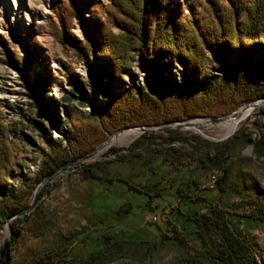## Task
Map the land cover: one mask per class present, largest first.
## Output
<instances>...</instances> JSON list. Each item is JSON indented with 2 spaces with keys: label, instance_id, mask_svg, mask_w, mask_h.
I'll list each match as a JSON object with an SVG mask.
<instances>
[{
  "label": "rangeland",
  "instance_id": "1",
  "mask_svg": "<svg viewBox=\"0 0 264 264\" xmlns=\"http://www.w3.org/2000/svg\"><path fill=\"white\" fill-rule=\"evenodd\" d=\"M79 1L83 0H0V107L5 124L15 126V133L9 135L8 142L16 172L9 183L18 185L22 180H31L36 173L34 162L40 163L49 151L42 130L50 132V139L66 149L69 163L101 150L92 159L72 164L44 185L36 207L51 219L52 224L43 236L22 235L9 251L13 264H19L30 248L42 251L56 246L62 247L68 262L77 264L104 234L128 240L129 237L147 233L151 240L157 242L154 238L158 232L155 225L163 232L171 229L168 222L181 209L178 202L185 196L200 195L192 182L196 180L198 188H207L211 192L212 185L221 179L222 169L233 164L242 170L246 182L255 181L264 187V146L258 145L264 124L260 109L264 108V103L253 109L234 134L225 138H219L225 122L178 130H152L233 117L250 104L221 117L195 118L165 126L126 127H143L149 131H128L106 144L126 128L113 131L107 127L106 121L101 118L96 120L94 108L97 105L105 107L110 101L102 91L111 88L123 92L127 88L145 86L151 67L136 61L120 80L112 81L105 74L109 71L107 59L95 64L80 59L73 43L88 40L80 16H72L71 23L66 26L59 16L60 13H67L72 6L77 7ZM96 1L105 6L110 4V0ZM173 1L181 15L191 17L188 6L193 0ZM248 1L253 3L255 0ZM214 2L226 5L220 0ZM83 16L94 18L88 13ZM104 21L105 17H101L100 22ZM243 24L244 20H237L239 28ZM67 26L71 29L68 30ZM113 30L118 32L116 27ZM261 41L264 43V34ZM34 54L42 65L33 62ZM250 54L257 62L264 61L261 48H252ZM238 56V52L234 54L231 64ZM179 71L181 65L176 62L163 74L175 77L176 83H182ZM47 75L50 83L48 91L34 93L35 80ZM214 76H221V73ZM84 119L90 126L93 125L90 141H100L97 148L87 155L84 146L70 141L68 134L72 125L78 129L82 127ZM129 132L133 134L124 139ZM111 149L123 151L114 156L110 155ZM200 161L206 163L210 170L199 171ZM117 178L130 181L137 188L160 182L157 195L153 193L150 198L141 193L126 192L125 185L120 182L111 186L105 183L106 179L116 181ZM149 200L154 208L152 211L146 204ZM127 202L133 204L128 215L116 217L112 214ZM236 204L234 200L224 203L229 208ZM34 211L28 219L34 218ZM7 238L6 223L0 228V249ZM251 239L262 251L264 262V227L252 232ZM197 248L190 241L178 249L143 245L138 248V260L130 259L120 264H195Z\"/></svg>",
  "mask_w": 264,
  "mask_h": 264
},
{
  "label": "trees",
  "instance_id": "2",
  "mask_svg": "<svg viewBox=\"0 0 264 264\" xmlns=\"http://www.w3.org/2000/svg\"><path fill=\"white\" fill-rule=\"evenodd\" d=\"M220 1L226 5H219L214 0H193L188 6L191 17L181 15L173 0H110L108 6L96 0H83L67 13H60L65 26L73 17L80 16L88 40L73 43L77 56L88 64L107 59L109 71L105 74L110 80H120L136 61L151 67L145 86L127 88L123 92L104 89L102 93L110 101L105 107L97 105L94 108L96 120L106 121L107 127L113 131L130 126L173 125L195 118L225 116L263 99L264 61L257 62L250 51L261 48L264 54L261 41L264 0L253 3L248 0ZM84 13L94 18L86 19ZM101 17H105L102 23ZM238 19L244 20L241 28L237 25ZM113 27L117 28V33ZM67 28L71 29L70 26ZM237 52L239 56L231 64V58ZM34 57L33 62L42 65L35 54ZM176 62L181 65L178 75L183 78L182 83L163 74ZM216 73L221 76H214ZM48 77L39 76L35 80L34 93L48 91ZM260 111L264 115V108ZM81 124L83 126L79 129L72 125L68 134L70 141L84 146L87 155L100 141H90L93 125L90 126L85 119ZM41 132L49 151L40 163L34 162L36 173L31 180H22L18 185L9 183L16 172L8 142L9 135L15 133V126L5 124L0 107V228L12 217L27 211L38 186L69 163L66 149L50 139V132ZM258 145L264 146V124ZM121 151L111 149L110 155L115 156ZM199 165L201 172L210 170L202 161ZM115 182L124 184L126 192L141 193L150 198L153 193L157 195V185L160 184L147 183L137 188L125 179L105 180L110 186ZM192 183L200 195L185 196L178 202L181 209L168 222L172 228L166 229L171 235L158 225H155L158 232L154 236L157 242L147 233L128 240L104 234L77 264H120L130 259L138 260L137 251L143 245L178 249L188 241L198 247L195 264H264L262 251L251 239L252 232L264 227V187L255 181L246 182L242 170L235 164L222 169L221 179L212 185L211 192L207 188H198L196 180ZM176 193L179 195L178 190ZM232 200L237 204L225 207L224 203ZM146 204L151 211L154 209L151 200ZM132 208L133 204L127 202L112 214L116 217L128 215ZM34 214L32 219L13 221V238L5 248L2 264L14 263L9 251L22 235L39 237L48 231L51 219L38 207ZM19 261V264H72L61 246L42 251L30 248Z\"/></svg>",
  "mask_w": 264,
  "mask_h": 264
},
{
  "label": "water",
  "instance_id": "3",
  "mask_svg": "<svg viewBox=\"0 0 264 264\" xmlns=\"http://www.w3.org/2000/svg\"><path fill=\"white\" fill-rule=\"evenodd\" d=\"M263 103H264V98L258 100L255 103L250 104L249 106H252L253 109H254V108H257V107L262 106ZM230 118L235 119V117H225V118H222V119L212 118V119H209L208 121H206L204 123L178 124V125H175V126H171V127L164 128V129L152 130V131H167V130H178V129L194 128V127H199V126H209V125H212V124L224 123L227 120H229ZM132 130H138V131H141V132H147V131H149L148 129H145L143 127L126 128V129L118 132L114 137H112L110 140H108L106 142V144H108L109 142L115 140L116 138H118L119 136H121L123 133L128 132V131H132ZM100 151L101 150H98L97 152H95L91 156H87V157L81 158V159L75 161L74 163H68L67 165H65V166L59 168L58 170H56L49 178H47L46 180H44L38 186V188L36 189V192H35V195H34V198H33V201H32V204H31L30 208L27 211H25V212H23L21 214H18V215L12 217L11 219H9L7 221V229H8V233H9V238L5 239L4 242H3V244H2V246H1V249H0V264H2L3 263V260H4V256H5V253H6L5 252V248H6L7 244H8V242L11 241L12 240V237H13V226H12V223L11 222L14 221L15 219H18V218H27L28 215L35 210L37 201L39 199V195L41 193V190H42V188L44 187V185L49 180H51L53 177L57 176L63 170L69 168L72 164H76V163H80L82 161H86V160L92 159L93 157H95L96 155H98Z\"/></svg>",
  "mask_w": 264,
  "mask_h": 264
},
{
  "label": "bare ground",
  "instance_id": "4",
  "mask_svg": "<svg viewBox=\"0 0 264 264\" xmlns=\"http://www.w3.org/2000/svg\"><path fill=\"white\" fill-rule=\"evenodd\" d=\"M252 112H253V107L252 106H247L245 108H242L239 111L238 115L233 116V117H235V119L230 118L229 120H227L223 124V128H222L223 132L221 133L219 138H225V137H228V136L234 134L236 132V130L238 129L239 125L244 120H246ZM195 131L198 132V130H196V129H195ZM131 134H133V133L129 132V133L125 134V136L123 138L125 139L127 136H129Z\"/></svg>",
  "mask_w": 264,
  "mask_h": 264
},
{
  "label": "built area",
  "instance_id": "5",
  "mask_svg": "<svg viewBox=\"0 0 264 264\" xmlns=\"http://www.w3.org/2000/svg\"><path fill=\"white\" fill-rule=\"evenodd\" d=\"M155 220H156V218H155Z\"/></svg>",
  "mask_w": 264,
  "mask_h": 264
}]
</instances>
